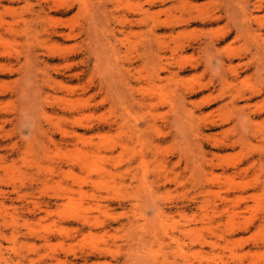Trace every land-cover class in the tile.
<instances>
[{
    "label": "rangeland",
    "instance_id": "rangeland-1",
    "mask_svg": "<svg viewBox=\"0 0 264 264\" xmlns=\"http://www.w3.org/2000/svg\"><path fill=\"white\" fill-rule=\"evenodd\" d=\"M227 2L0 0V264H264V71Z\"/></svg>",
    "mask_w": 264,
    "mask_h": 264
},
{
    "label": "bare ground",
    "instance_id": "bare-ground-1",
    "mask_svg": "<svg viewBox=\"0 0 264 264\" xmlns=\"http://www.w3.org/2000/svg\"><path fill=\"white\" fill-rule=\"evenodd\" d=\"M244 2H246L245 4L243 3L244 5L241 4L242 6H236L235 5L236 3L234 2V0H228L225 6V9H224L225 10L224 15H217L214 17V20H220L224 17L227 18L229 22L231 21L234 24H236L235 27H236V37L237 38L248 37L249 39L253 41L252 43L253 48L250 49L249 51L251 52L252 58H253V60H251L250 63L251 64L254 63L256 72L260 74L261 72L263 73L264 71V21L257 22V19L255 18V12H254L255 9L250 8L251 0H247ZM256 8H261V6H256ZM254 21L258 23V27L255 26L256 24H254ZM237 57H240V55L234 54V55H228L226 57H221L219 59V63L221 64V67L227 65L228 68H232L231 64L234 62V60ZM227 80L228 79L225 78V80L223 81L226 82V84H228ZM231 103H234V101L232 100ZM261 110H263V108Z\"/></svg>",
    "mask_w": 264,
    "mask_h": 264
}]
</instances>
